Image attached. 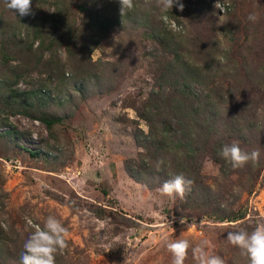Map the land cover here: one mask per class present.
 I'll return each instance as SVG.
<instances>
[{"label":"rangeland","instance_id":"374dc122","mask_svg":"<svg viewBox=\"0 0 264 264\" xmlns=\"http://www.w3.org/2000/svg\"><path fill=\"white\" fill-rule=\"evenodd\" d=\"M57 1L31 0L33 14L21 17L0 0V264H21L49 215L68 230L55 264H171L166 243L179 239L207 240L225 264H249L224 225L250 233L264 224V0H181L183 11L133 0L87 50L52 17L90 33L81 22L118 15L119 0ZM159 101L154 134L170 148L172 116L186 125L197 145L188 175L206 198L161 195L154 159L142 160L151 188L124 170L144 151L134 128L148 130L143 111ZM232 143L258 150L259 162L233 169L219 155ZM184 264H198L191 248Z\"/></svg>","mask_w":264,"mask_h":264},{"label":"clouds","instance_id":"9594fccd","mask_svg":"<svg viewBox=\"0 0 264 264\" xmlns=\"http://www.w3.org/2000/svg\"><path fill=\"white\" fill-rule=\"evenodd\" d=\"M5 7L18 14L19 16L32 15L31 0H4ZM120 13L125 9L131 10L134 6L133 0H119ZM155 3L162 11H170L174 6L179 11H183L184 5L181 0H155ZM247 19L256 23L259 20V14L256 12L249 13ZM226 22V21H225ZM147 133V129L144 130ZM219 155L233 169H242L250 161L253 164L259 162L260 153L258 150L251 152L241 149L237 143L225 144L222 146ZM159 162L156 171H160ZM193 181L185 178L183 175L166 180L161 188L160 193L170 199L179 197L183 200L186 193L190 191ZM180 223L184 224L182 217ZM234 230L227 231V241L240 250L241 255L247 256L249 264H264V224L257 225L250 233L243 229H238L237 224L224 225ZM104 227L103 224L100 225ZM174 231V230H173ZM68 230L63 226L60 220L49 215L43 224V227L37 226L28 236L23 244L21 252V264H55V258L68 247ZM167 250L172 254L171 264H184L188 251L191 248L193 258L198 264H225L224 260L218 255H212L207 250L210 242L202 240L195 247L190 245L189 240L179 239L174 242L166 243Z\"/></svg>","mask_w":264,"mask_h":264},{"label":"trees","instance_id":"16d2710c","mask_svg":"<svg viewBox=\"0 0 264 264\" xmlns=\"http://www.w3.org/2000/svg\"><path fill=\"white\" fill-rule=\"evenodd\" d=\"M95 1H99V0H93L92 3H94ZM52 4H53L54 8L55 7L57 8L59 1L52 0ZM130 11L131 10L125 9L122 14L119 11V14L118 15L116 14L117 16L116 15L113 16L112 14L110 16L106 15L104 17V19H101L98 21H97V19H98L99 15H97V14L96 15H94V14L89 15L88 16L89 19H88L87 23L81 22L82 24H85L86 29H88L90 31V33H84V34L79 33V31H78V33L72 31L73 29L71 28L70 23H72L73 20L63 19L60 16H59V18H60L59 19L58 15H56V17H52V18H54V23H56V20L59 21V23L58 24L56 23L55 25L58 28L65 30L64 33L67 34L69 38H73V39L78 38V37H81L82 39L85 38L86 43H87V46L85 49L87 50V48H89V47L90 48L94 47V45L97 41V38H98L97 34L101 35V34L105 33L108 29L113 27L115 24L118 25L120 20L122 21L123 19H126L128 17ZM118 17H119V19H118ZM74 28H75L74 30H76L77 28H80V27L74 26ZM33 35H36V34L33 32ZM40 45H42V42ZM43 46H45V45H43ZM86 58H87V56H86ZM78 76H82V75L79 73ZM184 78L186 80H188V78L191 79L192 77L183 76V80H184ZM197 79L195 78V81L198 82ZM181 82H182V80H181ZM183 83L186 85L188 84V82H185V81H183ZM162 106L163 107L165 106L164 102L161 103L159 101V103L154 102L153 105H151V106L148 105L145 108V110L143 112L145 113L144 117H145L147 124H148L147 133L143 132V130H141L140 128H134V130H133V138H134L135 144L143 147L144 151L143 152H137V158L139 159V161L138 160H136V161L125 160L123 162L124 170L128 174V176H130L135 182H141L149 188H151V186L143 178L145 175H150V173H148L145 169L146 165L142 161L143 158L154 159V162L156 161L157 164L161 161L163 162L162 164H160V167H161L160 171H156V168H155V171L161 176L163 181L169 180V179L175 177L176 175H183L185 178L190 179V177L188 175L189 170L187 168L190 167L193 163H195L196 158H197V157L194 158V154H193V153H195V156H197L196 155L197 145L191 138L187 139L188 135L184 132V128H183L184 126L186 127V125L182 126V124L180 123V120L175 118L176 114L172 116L174 126L172 127V130H173L172 133L173 134L171 135L173 137H175V136L176 137H175V140L174 139L171 140V141H173V145L170 148H169L170 145H168L170 142L167 144V142L165 140H163L161 138V136H160V138H157L156 134H154V130L158 127L159 123L153 122V120L150 116L162 115L163 114L162 109H161ZM149 109H151V110H149ZM170 109L172 110V108H170ZM192 112H193V110H191V113ZM183 113H184V111H183ZM142 116H143V114H141V117ZM168 117H170V116H168ZM186 117L191 118L192 115H189ZM188 118H186V119H188ZM161 121H163V120L160 119L159 122H161ZM44 122L46 123L47 120ZM165 123H168V122H165ZM165 123H163L162 129L160 130V133L166 131V128L164 127ZM168 125H169V123H168ZM208 128L210 129V127L207 126V129ZM186 129L188 131L187 127H186ZM203 135H205V133H203ZM163 143H164V145H163ZM182 144L186 145L187 149L183 153H179L178 151H175L174 147H178ZM166 146H167V148H166ZM164 148L166 151H164ZM162 152L167 153L168 160L164 159ZM135 163H136V165H135ZM194 182L195 181H193V183L191 185L190 191H188L186 193V196L192 194V197L196 198V195H193V194H198V192L202 193L201 191H204L202 187L196 186V184H194ZM201 196L206 198L204 192L202 193ZM236 217H237V215H234V214L225 215L224 213H222V216L218 217V219H221V218L237 219Z\"/></svg>","mask_w":264,"mask_h":264}]
</instances>
